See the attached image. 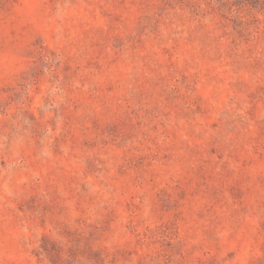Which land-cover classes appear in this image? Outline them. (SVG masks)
Here are the masks:
<instances>
[{
    "label": "rangeland",
    "instance_id": "obj_1",
    "mask_svg": "<svg viewBox=\"0 0 264 264\" xmlns=\"http://www.w3.org/2000/svg\"><path fill=\"white\" fill-rule=\"evenodd\" d=\"M0 264H264V0H0Z\"/></svg>",
    "mask_w": 264,
    "mask_h": 264
}]
</instances>
